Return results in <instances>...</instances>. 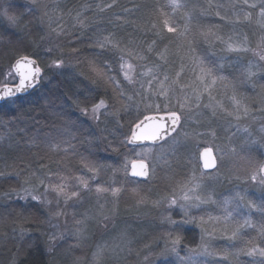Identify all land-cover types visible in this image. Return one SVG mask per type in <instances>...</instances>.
<instances>
[{
    "label": "snow or ice",
    "instance_id": "obj_1",
    "mask_svg": "<svg viewBox=\"0 0 264 264\" xmlns=\"http://www.w3.org/2000/svg\"><path fill=\"white\" fill-rule=\"evenodd\" d=\"M30 3L33 7L28 11L40 14L39 21L41 24L47 23L49 34L55 33L57 38L64 37L69 45L76 43L80 46L69 48L67 53L60 44L44 49L45 55H50L54 48L60 53L58 58L51 59L47 64H44L39 45L31 53L14 54L8 71L0 73V77H2L0 78V101L16 105L22 94H28L30 91L41 88L46 80L51 83L50 79L44 75L45 68L49 70L64 69L67 65L63 57L67 55L72 57L68 63L81 69L78 74L93 86L89 90V94L85 96V101L91 96L94 102L86 104L79 97L71 101V107L88 119L87 125L73 121L71 112L62 105L49 102L50 112L48 114L55 123L52 124L50 131L42 133L40 129H36L29 138L30 147H39L43 144L48 152L77 157L83 174L70 177L61 171L52 172L49 162H45L43 157L36 154H34L36 159L32 163L26 164L23 163L22 157H17L19 163L9 164L6 157L0 155V162H2L0 163V178L8 180L14 176L16 179L15 186L0 192V209H3L0 212V225L10 220L13 225L14 238L18 231L19 239L22 241L29 231L24 227L25 224L47 223L50 228L59 229V222L54 224L53 220L59 221V218L69 215L65 209L70 202L75 206L93 193L98 198L101 195L110 194L115 200L122 192L128 190L125 187L126 184L135 183L137 187L131 188L130 191L135 196L137 205L151 204L154 207H160L167 204L169 209L179 207L181 212L179 219H173L169 214L163 217L165 223L174 230L185 224H196L200 227L203 233L201 242L196 249H189L187 257L181 258L182 264H194L193 256L201 255L209 259L202 260L199 264H217V257H222L224 260L232 258L239 264L238 258L242 254L264 257V246H261L264 245V227L260 229L258 243L253 240L244 241V247L237 251L217 250L211 245L212 238L218 234L231 241L242 240L243 230L255 227V225L252 224L249 217H241L239 209L244 207L264 212V202L258 205L248 199L244 193H236L228 199L217 201L213 198L211 191H205L207 188L205 179H218L220 168L224 165L226 158L243 161L247 168V179L264 188V160L256 159L248 154L250 145L256 141H245L238 147H232L227 151L223 147L213 144L219 154V159L213 156V147H205L203 152L197 150L195 153H187L188 159L185 164L190 167V174L183 180H177L174 184H170L169 194L158 199L152 200L149 195L142 193L140 187L142 183H149L157 179L159 170H168L166 179L171 180L175 177L177 175L176 167L181 166L180 157L183 155L181 149L187 150L188 145L196 143L197 138L201 135H210L213 140L215 139V131L211 130L212 119L227 116L239 122L242 118L250 116L253 111L249 103L250 98L239 94L237 92L238 85L233 84L221 74L225 65L207 60L205 56L197 55L194 43L195 37L198 35L210 45L219 40L230 52H246L250 51L245 47L246 38L244 41H238L232 35L221 36L219 26L207 28L196 26L199 30H195L192 24L194 9L189 8L187 0H183V2L182 0H167L166 3L157 2L153 6L150 14L152 18L145 23L144 28L146 32L153 34L155 39L146 47L132 39L125 43L123 39L117 38L115 33L87 36L85 30L93 22L84 15L88 11V5H84L82 9H76L67 8L66 5L59 3L50 6L46 0H30ZM115 3L116 0H112V3H106L103 7L97 5V11L103 12L111 9ZM220 7L221 5L213 4L212 0H208L207 9L200 11L207 13L213 8ZM232 7L240 9L233 13L235 21L227 15L221 16L220 11H216L215 15L220 16L221 20L227 23H235L241 19L250 21L253 18L254 10L258 9L256 13L258 22L264 26V0H234ZM184 9L187 11L182 14L183 25L181 26L177 23V17ZM137 10L126 8L124 12L130 14ZM73 13L75 14L73 15ZM0 17H4L11 26L15 27L19 24L22 14H12L9 0H0ZM65 17L75 23L71 25L62 23ZM117 19L120 18L117 17ZM54 23L57 25L55 28L52 27ZM124 23L129 22L125 20ZM77 28L79 35L74 31ZM168 34H172L180 42L179 47L185 50V55L181 57V60L191 61L190 70L195 75V81L192 84L179 83L181 74L185 71L183 62L180 71L175 73L176 79L163 71L171 51L169 44H165L163 48H160L159 45L168 38ZM41 40L43 41L44 38L42 37ZM84 40L88 41L86 45L83 43ZM8 43L14 42L9 39ZM261 44L264 45V38H262ZM85 47L92 50L90 57L81 55V51ZM152 54H155L159 62L148 67V57ZM257 55H259L260 61H264V55L259 53ZM105 57L116 60L115 69L112 62ZM142 68H146V70L138 71ZM257 71H264V66L250 64L246 72L247 80L252 81ZM113 72L118 73L120 78L118 75L112 74ZM146 77H150V79L145 80ZM121 81L125 82L128 89L132 91V95L127 94ZM218 83L231 91L229 98L231 110L225 108L212 95V91ZM177 84L184 94L176 97L174 104L173 97ZM137 85H139L138 88ZM92 93L95 95L93 96ZM205 94H207L209 102L201 105ZM136 98H139V102H134ZM257 102L260 106L259 110L264 112V89L261 90L258 100L252 103ZM201 108L207 110L210 115L207 119H196L195 122L197 127L206 125L208 130L204 133L195 129L188 131L187 124L193 117V111H196L197 116H203ZM122 112L130 117L126 128L121 121ZM5 115L8 114L5 113ZM109 120L115 123L116 130H109L107 127ZM32 122L38 123L34 117ZM20 123L25 124V128H18V131L27 135L29 123L22 112L14 113L7 120L0 117V125L5 127ZM101 124H104L105 127L100 128ZM72 129H75V132ZM117 130L119 136L123 137L122 139L117 138ZM5 139V134L0 133V151L6 150ZM7 139L9 141L7 149H11L13 147L11 137L9 136ZM114 141H117L118 146H114ZM211 142L209 141V143ZM18 144L19 141H16L17 146ZM101 146L103 147L101 148ZM81 148H83V152L80 151ZM121 148L132 152L136 160L129 162L128 156L121 153ZM101 150L116 153L118 156L122 155L123 163L113 165L100 162L94 157H97ZM33 163L36 165L35 167H33ZM21 164L23 167L20 166ZM129 167L131 168L130 174ZM5 169L12 170L6 171ZM108 171H111L112 179L107 182L108 186L105 187L101 183H97L96 180L98 176ZM121 172L124 174V179L118 182L115 177ZM134 178H144V180L139 181ZM116 183H119L118 187L112 186ZM202 205H215L220 214L193 216L191 209H200ZM99 208L100 211L92 215L85 212L80 219H76V214L73 213L74 228L71 232L65 229L64 232L45 233L49 245L48 251L51 252L69 235L76 240V243L69 245V248H80L83 242L89 238L88 225L90 221L95 220L99 224L111 218L103 214V205H100ZM112 212L114 213L115 209ZM41 216L46 217V220L41 221ZM66 223L67 221H65ZM6 235L0 234V238ZM167 236L170 239V245L166 242L165 248L156 255L166 256L169 253L179 255L177 246L181 241L180 235L177 233L173 237V232H169ZM121 241L124 247H128L131 243L126 235L121 236ZM106 249V245H97L92 253L91 264H103ZM128 251L130 253L131 249L129 248ZM148 259V256L144 257L145 261ZM12 264H16L15 256L12 258ZM73 264H80V258L77 257ZM259 264H264V260H261Z\"/></svg>",
    "mask_w": 264,
    "mask_h": 264
},
{
    "label": "rangeland",
    "instance_id": "obj_2",
    "mask_svg": "<svg viewBox=\"0 0 264 264\" xmlns=\"http://www.w3.org/2000/svg\"><path fill=\"white\" fill-rule=\"evenodd\" d=\"M9 2L12 8V14L19 15L20 11L23 10V14L33 20H37L39 23L41 28L39 43L40 52L45 54L44 49L54 47L56 44H60L63 47L60 43V38H57L55 33L49 34L47 23H40V14L28 11L29 8L33 7L30 0H9ZM46 2H48L50 6L54 4V0H46ZM233 21H235V18ZM0 22L10 30H14L17 26H11L4 17H0ZM245 23V30L249 29L251 31L254 30V28L257 29L253 48L247 52H236L238 55L234 60V63L238 66H234L233 69L236 71L226 77L233 84L238 85L237 92L239 94L250 98L249 103L253 108L252 113L249 117L242 118L239 122H237L234 118L227 116L212 119L211 130L215 131L216 134L214 140L210 135H201L197 138L196 143L191 144V146L188 145L187 150L181 149V153L186 156L181 166H179V169L183 171L182 178L171 179L175 180L171 182H169V180L163 181V178L160 176L161 171L159 170L157 179H155L154 182L155 185L161 189L163 195L157 194L158 191L157 188L152 185L153 182L146 187H144L143 183L140 185L142 193L149 195L152 200L168 195L170 192V184H174L177 180H183L190 174L191 169L185 164V161L188 159V152L195 153L197 150L200 151L204 147H213V144L219 145L227 151L232 147H238L240 143L252 140L256 141V143H252L250 145V151L248 154L256 159L264 160V131H261V129H264V112L259 110L260 106L258 102L255 104L252 103L253 101L258 100L261 90L264 89V71H257V74L252 81H248L246 78V72L250 64H260L261 66H264V61H260L259 55H257V53L264 55V45L261 44V40L264 38V26L258 22V17L252 18L250 21L241 19L240 21H236L232 24L241 28L240 25ZM54 25L55 23L52 27H54ZM42 37L44 38L43 41L41 40ZM13 44L14 43H12L11 46H13ZM25 46V42L18 40V42L15 43V50L20 52L25 49ZM245 54L249 55V58H246L247 55ZM48 56L49 55H46L47 58ZM63 58L66 61V67H69L70 65H68V62L72 60V57L65 55ZM50 60L51 59H49L47 63H49ZM231 64L232 63H229V65ZM66 67L64 69H66ZM8 69L9 65L5 64V66H3V64L0 63V73H4L8 71ZM253 71H256V69H253ZM59 72L60 70H49L47 68V74L50 76L53 75V77H57ZM229 72H231V69H229ZM187 74L186 84H192L195 81L192 71L188 70ZM221 74L224 75L223 72ZM212 95L219 100L225 108L231 110L229 99L231 91L225 89L222 84L218 83L214 87ZM208 102L207 94H205L201 100V105L207 104ZM200 111L203 112L202 117L197 116L196 111H193V117L187 124L188 131L195 129L200 133H204L208 130L206 125H202L200 127H197L196 125V119L204 120L210 115V113L203 108H201ZM244 129H247V131H244ZM209 141L212 142L209 143ZM213 152L217 159H219V154L217 153L215 147H213ZM183 155H181L180 160ZM234 161L235 158L225 159L224 165L220 168L218 179H205V184L207 185L205 191H211L213 193V198L217 201L228 199L236 193H244L248 199L253 200L258 205L261 204V202H264V188H262L258 183L247 179V168L243 161ZM101 178H103V176H98L96 182L107 187L108 184L104 183L106 179H102L101 181ZM115 179L118 182L123 181L124 174L121 172L119 177H116ZM112 186L118 187L119 183ZM125 187L128 190L122 192L117 198H115V200L110 194L101 195L98 198L96 194L93 193L86 196L81 203L76 204L75 206H73V203L70 202L68 207L65 209L69 215L67 217L59 218V221L53 220L54 224L59 222V229H52L47 223H43L44 232L41 236L36 233L35 228L31 227L29 224H25L24 227H26L29 231L22 241L19 239V233L17 231L15 234L16 243L19 245V248H23L25 250L44 246V249H46L45 252L48 254L50 264H73V261L77 257L80 258V264H91L92 253L95 251L97 245L107 246L103 264H182L181 258L187 257L189 255V249H196L201 242V236L203 233L200 227L196 224H185L174 230L164 222L163 217L171 214L173 219H179V216L181 215L179 207L169 209L167 204L161 205L160 207H154L151 204L137 205L136 198L130 191L131 188L137 187V184L128 183ZM122 195H127V202L126 200H122L120 197ZM100 205L104 206L103 214L110 216L111 218L107 221H102L99 224H97L95 220L90 221L88 225L89 238L83 242L80 248H69V245L76 243V240L69 235L51 252L48 251L49 245L47 243V236L45 233L64 232L65 229H67L68 232H71L74 228L73 213L76 214V219H80L85 212L92 215L100 211ZM113 209H115L114 213L112 212ZM239 213L241 217H249L255 227L245 228L242 232V240L240 241H231L222 235H215L211 240L213 248L217 250L225 249L230 252L237 251L239 248L244 247V241H248L250 239V236L247 235H252L254 231L256 232L257 230H260L259 224L264 220V212L256 209L249 210L248 208L241 207L239 209ZM191 214L199 217L201 215H219L220 213L215 205H202L200 209H191ZM40 220H46V217L42 216L40 217ZM65 221H67L66 224ZM3 228L4 226L0 225V231H4ZM169 232H173V237L177 233L181 237V241L177 246V252L179 255L176 253H169L166 256L156 255L161 251V249L165 248L166 242L170 245V239L167 236V233ZM6 233L7 232L4 234ZM122 235H126L127 239L131 241L128 247H124L121 241ZM6 236H8V234ZM29 245H31V247H29ZM129 248L131 249L130 253L128 251ZM145 256H148V261L144 260ZM207 259L209 258L202 255L193 256L194 264H199L200 261ZM6 260V253L3 252L1 261ZM261 260H264V257L248 256L243 254L238 258L239 264H259ZM216 261L217 264H237V261L232 258L224 260L222 257H217ZM9 264H12V260ZM32 264H40V259L36 257Z\"/></svg>",
    "mask_w": 264,
    "mask_h": 264
},
{
    "label": "trees",
    "instance_id": "obj_3",
    "mask_svg": "<svg viewBox=\"0 0 264 264\" xmlns=\"http://www.w3.org/2000/svg\"><path fill=\"white\" fill-rule=\"evenodd\" d=\"M157 2L163 4L166 3L167 0H116L115 5L111 9H107L103 12L97 11L96 6L100 5L101 7H103V5L106 3H112V0H54L53 5L59 3L61 5H66L67 8L76 9H82L84 5H88V11H86L84 15L90 18L93 22H91L89 24L88 29L85 30L87 36L108 35L109 33H115L117 38L123 39L125 43H127L129 39H132L137 43H142L143 46L146 47L148 43L155 39V36L150 32H146L144 25L147 21L152 18L150 15L151 10ZM187 2L189 4V8L194 9V11L192 12V15L194 16L192 24L195 30H199L196 28V26H199V28L219 26V34L221 36L227 37L229 35H232L238 41H244L246 38L247 43L245 44V46L249 49L253 48L254 38L256 37L257 29L254 28V30L251 31L249 29L245 30L244 26L246 25V23L240 25L241 28H238L237 25L227 23L221 20L220 16L215 15L216 11H220L221 16L227 15L233 20L235 18V16L233 15L234 11H240L239 8L234 9L232 7L234 0H212L213 4L221 5V7L213 8L207 13H202L200 10L207 9L208 0H187ZM126 8L138 10L130 14H126L124 12V9ZM244 10L247 11L249 9ZM184 11H187V9L181 10V15L177 17V23L181 26L183 25L182 14ZM257 12L258 9L254 10L253 18L257 17ZM21 14V20L14 30L8 29L0 22V63L3 64V66H5V64L10 66L14 54L31 53L33 50L36 49L35 46L39 45L40 43L41 28L39 26V23L37 22V20H33L23 14V10L20 11L19 15ZM74 14L75 13H73V15ZM117 17H119L120 19L118 20ZM125 20H127L129 23L125 24ZM62 23H67L71 25L75 22L65 17ZM56 26L57 25L55 24L54 27ZM74 31L75 34L79 35L78 28L74 29ZM9 39L14 42L13 46L8 43ZM18 40L23 41L26 44L25 49L21 50L20 52L15 50V43L18 42ZM60 43L63 45L65 53L68 52L69 48L80 46L76 43H72L69 45L64 37H60ZM83 43L86 45L88 41L84 40ZM194 43L197 55L205 56L207 60H213L216 63H222L225 65V68L223 70V74L225 76H228L229 74L234 73L236 71L235 69H233V67L237 65L236 63H234V60L236 59L238 54H236V52L227 51L226 46L222 44L219 40L215 41L214 44L210 45L203 39V37L197 35L195 37ZM165 44L170 45L171 55L169 56L168 63L163 68V71L166 74L172 76L173 79H176L175 73L180 71V66L183 62V64L185 65V71L181 74L179 83L186 84V77L188 75L187 71L191 69V61L188 59H185L183 61L181 60V57L185 55V50L179 47L180 42L176 40L172 34H168V38L165 39L163 41V44H160L159 47L163 48ZM91 54L92 50L86 47L83 48L81 51L82 56L90 57ZM41 56L43 58L44 64H47V61L49 59L58 58L60 56V53L54 49L53 52L48 56V58L42 52ZM246 58H249V55H247ZM105 59H109L113 64V68H116L117 62L114 58L105 57ZM158 62V58L155 56V54L149 55L148 67H151L153 64ZM229 63H232V66L229 65ZM68 65L70 66L66 67V69L60 70L57 77H53V75H48L47 68H45L44 75L46 77H49L51 83L46 80L41 88H38L34 91H30V93L28 94L21 95L16 105L4 101L0 102V117H3L7 120L14 113L19 114L20 112H22L25 116V119H27L29 123L27 135L18 131V128H25V124L23 123H20L18 125H8L7 127L0 125V133H4L6 136V139L4 141L6 150L0 151V155L6 157L7 163H19L17 157H22L24 164L32 163L36 159V155H38L40 157H43L45 162H49V167L52 172L61 171L65 175H68L70 177L74 175L83 174L80 169L77 157H73L71 155L64 156L63 153L54 154L48 152L43 144H41L39 147L29 146V138L32 135V132H34L36 129H40L42 133L48 132L51 130L52 124L55 123V121L48 114L50 112V109L48 108L49 102H52L57 105H62L65 109L70 111L72 114V120L76 121L78 124L82 123L84 125H87L89 123L86 118H83L80 114H78L79 112L74 107H71V101L79 97L80 100L84 101L86 104L94 102L91 99V96L87 101H85V96L89 94V90H91L93 86L88 80L84 79L83 76H80L78 74L81 69L75 68L71 64ZM229 69H231V72H229ZM145 70L146 68L138 69V71ZM112 74L118 75V78H120L118 73L113 72ZM192 74L193 77H195L193 72ZM144 79L147 80L150 79V77H146ZM121 82L122 84H124L127 90V94L132 95V91L128 89V86L125 84V82ZM136 87L138 88L139 85H137ZM175 87L176 93L173 97L174 104L176 103V97H179L184 94L183 92H181L179 84H177ZM92 95L94 96L95 93H92ZM134 102H139V98H136ZM117 106L119 107V105ZM17 109H19V111H17ZM5 113H7L8 115H5ZM33 117L38 123L32 122ZM129 119L130 117L128 115H125L123 112L121 113V121L125 124V128L127 127V121ZM104 127V124L100 125V128ZM107 127L109 128V130H116V125L111 120H109ZM72 131L75 132V129H72ZM105 135H107V133H105ZM9 136L11 137L13 143V147L11 149H7V145L9 143L7 137ZM117 138H123L119 136L118 130ZM109 139H112V137H109ZM16 141H19L18 146L16 145ZM73 143H75V141H73ZM114 146H118L117 141H114ZM189 146H191V144ZM102 147L103 146H101V148ZM80 151L83 152V148H81ZM120 151L121 153H124L128 156L129 162L136 159L133 153L126 150L125 148H121ZM94 158L99 159V161L102 163H108L113 165L123 163L122 155L118 156L116 153L104 152L102 150L99 151L98 156ZM185 158L186 156L183 155L180 160L181 164ZM20 166L23 167V164H21ZM35 166L36 165L33 163V167ZM5 170L11 171L12 169ZM160 171V176L161 178H163V181H175L165 178L167 174V169ZM182 172L183 171L180 170L179 167H176L177 175L172 179L182 178ZM119 174L116 177H119ZM100 176H103V178L100 179L101 181L102 179H106V181L104 182L105 184H108L107 182L112 179L111 171L102 173ZM152 182V185L157 188V194L163 195L161 189L157 187V185H155L154 181H151L149 183H143L144 187L148 186ZM15 185L16 179L14 176L10 177L8 180L0 178V192L7 191L10 187ZM120 197L122 198V200H126L127 202V195H122ZM2 211L3 209H0V212ZM29 225L35 228V231L39 234V236L43 234V223L38 222ZM259 225L260 229L261 227H264V220ZM2 226H4V231H0V234H4L5 232H7L6 234H8V236L0 238V264L11 263L13 256L16 257V264H32L33 260L36 257L40 259V264H50L48 254L45 252L46 249H44V246L26 250L23 248H19V245L16 243V237L14 238L13 236V225L11 221H5ZM259 232L260 230H257L256 232L254 231L252 235H247L250 236L249 240H253L258 243ZM17 249H19V251H17ZM3 252H5L7 256L6 261H1Z\"/></svg>",
    "mask_w": 264,
    "mask_h": 264
},
{
    "label": "water",
    "instance_id": "obj_4",
    "mask_svg": "<svg viewBox=\"0 0 264 264\" xmlns=\"http://www.w3.org/2000/svg\"><path fill=\"white\" fill-rule=\"evenodd\" d=\"M22 95H24V94H22ZM0 102H2V101H0ZM207 147H209V146H207ZM205 148V147H204ZM204 148H202L199 152H203V149ZM213 154V156H215L214 155V152L212 153ZM136 160V159H135ZM132 161H134V160H132ZM131 161V162H132ZM201 166H202V163H201ZM205 171H209V170H205ZM131 173V168L129 167V174ZM134 179H137V180H144V178H134Z\"/></svg>",
    "mask_w": 264,
    "mask_h": 264
}]
</instances>
